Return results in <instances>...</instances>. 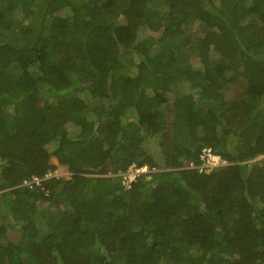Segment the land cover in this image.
<instances>
[{"label": "trees", "instance_id": "16d2710c", "mask_svg": "<svg viewBox=\"0 0 264 264\" xmlns=\"http://www.w3.org/2000/svg\"><path fill=\"white\" fill-rule=\"evenodd\" d=\"M0 264H264V0H0Z\"/></svg>", "mask_w": 264, "mask_h": 264}, {"label": "built area", "instance_id": "2783aa9c", "mask_svg": "<svg viewBox=\"0 0 264 264\" xmlns=\"http://www.w3.org/2000/svg\"><path fill=\"white\" fill-rule=\"evenodd\" d=\"M201 163L198 166H195L192 162L189 163L188 167H197L198 171L208 172L216 166L222 165L225 161L217 154L211 152L210 149H203L200 154ZM143 170L142 168H136L134 165L131 166L126 173L122 174L123 180L122 183L128 185V183L135 178V175ZM132 171H135L133 174ZM124 178H126L124 180ZM34 182L37 184L39 180L37 178L34 179Z\"/></svg>", "mask_w": 264, "mask_h": 264}, {"label": "rangeland", "instance_id": "374dc122", "mask_svg": "<svg viewBox=\"0 0 264 264\" xmlns=\"http://www.w3.org/2000/svg\"><path fill=\"white\" fill-rule=\"evenodd\" d=\"M132 38V35L128 37V39H131ZM72 131H75V129H71ZM51 162H53L54 164H56V159L55 158H51ZM57 165V164H56ZM133 174H135L134 172L135 171H132ZM53 174L59 176V177H63L65 179H68L70 174L66 171V168L64 166H61V165H57V168L56 170L53 172ZM126 178H124L125 180ZM122 180H123V177H122ZM12 238H14V235L12 233H9L8 234V239L11 240Z\"/></svg>", "mask_w": 264, "mask_h": 264}, {"label": "clouds", "instance_id": "9594fccd", "mask_svg": "<svg viewBox=\"0 0 264 264\" xmlns=\"http://www.w3.org/2000/svg\"><path fill=\"white\" fill-rule=\"evenodd\" d=\"M220 156V155H219ZM221 157V156H220ZM222 158V157H221ZM224 161H225V163L224 164H222V165H225V164H227V161L224 159V158H222ZM199 165V164H198ZM198 165H195V166H198ZM222 165H219V166H216V167H220V166H222ZM131 166H133V164L132 165H130L129 166V168L131 167ZM135 166V165H134ZM136 167V166H135ZM128 168V169H129ZM136 168H142L143 170H141V172H146L147 171V168H146V166H142V167H136ZM193 168H196L197 170H198V168L197 167H193ZM215 168V167H214ZM212 170V169H211ZM141 172H139V173H141ZM124 173H126V172H124ZM123 173V174H124ZM136 174V173H135ZM136 176V175H135Z\"/></svg>", "mask_w": 264, "mask_h": 264}]
</instances>
